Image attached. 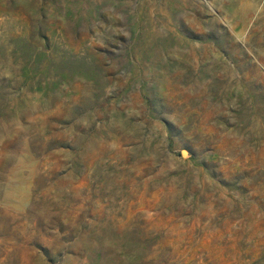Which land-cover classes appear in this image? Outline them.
I'll return each instance as SVG.
<instances>
[{
    "label": "rangeland",
    "instance_id": "rangeland-1",
    "mask_svg": "<svg viewBox=\"0 0 264 264\" xmlns=\"http://www.w3.org/2000/svg\"><path fill=\"white\" fill-rule=\"evenodd\" d=\"M264 0H0V264H264Z\"/></svg>",
    "mask_w": 264,
    "mask_h": 264
},
{
    "label": "bare ground",
    "instance_id": "bare-ground-1",
    "mask_svg": "<svg viewBox=\"0 0 264 264\" xmlns=\"http://www.w3.org/2000/svg\"><path fill=\"white\" fill-rule=\"evenodd\" d=\"M264 40V39H263Z\"/></svg>",
    "mask_w": 264,
    "mask_h": 264
}]
</instances>
